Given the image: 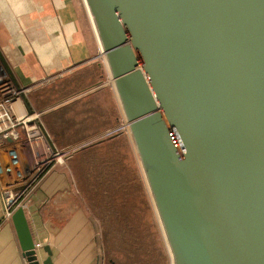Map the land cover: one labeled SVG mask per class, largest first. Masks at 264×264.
Masks as SVG:
<instances>
[{"label": "water", "instance_id": "obj_1", "mask_svg": "<svg viewBox=\"0 0 264 264\" xmlns=\"http://www.w3.org/2000/svg\"><path fill=\"white\" fill-rule=\"evenodd\" d=\"M85 1L173 264H264V0Z\"/></svg>", "mask_w": 264, "mask_h": 264}, {"label": "rangeland", "instance_id": "obj_2", "mask_svg": "<svg viewBox=\"0 0 264 264\" xmlns=\"http://www.w3.org/2000/svg\"><path fill=\"white\" fill-rule=\"evenodd\" d=\"M91 33L99 42L92 19L87 31L88 35ZM99 46L101 48L98 47L96 55L87 63L75 66L63 76L44 79L50 74H44L40 68L34 80L23 78L21 73L18 77L20 81L22 79L23 86L34 83L26 92V100H29L34 111L41 112L44 127L50 130L48 134L52 143L59 150L69 148H66L68 145L74 147L92 141L87 135L91 133L90 129L101 128L98 120L90 127L92 123L87 119L93 110L87 108L97 105V115L99 111L110 115L115 111V100L119 102L122 115L117 124L124 126L122 129L126 131L122 134L120 144L96 156H87L83 152L76 154L74 151L64 162L53 167H65L70 184L67 192L70 196L66 195L60 205L69 207L73 212L77 209L84 211L95 224V248L88 251L77 248L72 251L81 250L89 264H173V256L130 127L124 119L101 44ZM101 78H105L103 84L97 82ZM77 79H81L79 86L75 84ZM74 97L95 98L96 103L87 105L80 102L73 109L68 103L66 106L71 110L64 113L63 101ZM53 107L56 108L54 114ZM51 116L54 118L49 119ZM64 118L65 123L69 124L71 120H85V129H75L76 134L72 135L66 134L63 129L60 136L55 137L50 133L52 126L49 124L54 123L57 127L63 124ZM64 142L69 144L65 145ZM105 158L109 162L102 163Z\"/></svg>", "mask_w": 264, "mask_h": 264}, {"label": "crops", "instance_id": "obj_3", "mask_svg": "<svg viewBox=\"0 0 264 264\" xmlns=\"http://www.w3.org/2000/svg\"><path fill=\"white\" fill-rule=\"evenodd\" d=\"M90 16L85 0H0V56L21 85L19 73L24 75L23 78L34 80L40 68L44 74H50L44 79L63 76L80 62L87 63L100 47L95 36L87 34ZM102 81L104 83L105 78ZM95 101L91 97L68 98L62 103L63 111L69 112L80 102L92 105ZM68 103L71 108L66 106ZM92 106L87 108L93 110L88 116H97V105ZM114 109L110 115L99 111L100 129L111 127L113 117L118 121L121 110L117 99ZM55 110L53 107V114ZM106 115L109 117L105 119ZM65 121L64 118L63 124L57 127L54 123L49 124L52 126L50 133L57 137L63 129L70 135L76 134L75 129H85L83 119L71 120L70 124ZM94 122L89 121L90 127ZM99 130L90 129L88 137H101L103 133H96ZM64 168H52L41 178L26 207L27 219L35 242L51 246L56 264H89L81 250L95 248V224L84 211L73 212L60 205L66 195L70 196ZM3 212L0 192V264H27L13 220H3ZM77 248L82 249L72 251ZM42 249L40 255L46 257Z\"/></svg>", "mask_w": 264, "mask_h": 264}, {"label": "built area", "instance_id": "obj_4", "mask_svg": "<svg viewBox=\"0 0 264 264\" xmlns=\"http://www.w3.org/2000/svg\"><path fill=\"white\" fill-rule=\"evenodd\" d=\"M0 56V192L3 220H11L19 207H26L41 178L82 145L59 150L44 127L41 112L30 110L26 92ZM128 124V123H127ZM129 125V124H128ZM124 126L109 129L110 135ZM37 250L43 245L35 242Z\"/></svg>", "mask_w": 264, "mask_h": 264}, {"label": "trees", "instance_id": "obj_5", "mask_svg": "<svg viewBox=\"0 0 264 264\" xmlns=\"http://www.w3.org/2000/svg\"><path fill=\"white\" fill-rule=\"evenodd\" d=\"M102 66H103V64H102ZM60 78H62V77H60ZM80 80L81 79H77V81L75 82V84L77 86H79ZM72 82L73 81H71L70 83H72ZM97 82L103 83L102 78L99 79V81H97ZM26 101H27V104H28L29 109L32 111L33 109H32V107H31V105L29 103V100L27 99ZM97 116H91L87 120L88 121H92V120H98V121H100V119H99L100 117L99 116L97 117ZM119 116H120V114H119ZM108 117H109V115H106L105 116V119L108 118ZM113 121H114V118L110 122L111 124H113V125H111V127L109 126L107 128H102L99 131H97L96 133H98V132L104 133V132L108 131V129H110V128L112 129V128L118 126V124H117L118 121H114V122ZM125 132H126L125 130L121 129V130H119L117 132H114V133H112L110 135L101 136V137L98 136V137H96L94 139H93L92 136H89V137H91L92 141H90V142L86 143L85 145H82L81 147H79L77 150H75V153L78 154L80 152L81 153L83 152L84 155H87V156H90V155L91 156H96L99 153L102 155V152H107L108 150H110V148L114 147L117 144H120V142H121L120 139L122 137V134H124ZM91 139H88V141L91 140ZM66 147H70V146L68 145ZM99 158L101 159V157H99ZM95 159H98V158H95ZM105 162H109L108 158H105L102 161V163H105Z\"/></svg>", "mask_w": 264, "mask_h": 264}, {"label": "bare ground", "instance_id": "obj_6", "mask_svg": "<svg viewBox=\"0 0 264 264\" xmlns=\"http://www.w3.org/2000/svg\"><path fill=\"white\" fill-rule=\"evenodd\" d=\"M92 18V17H91ZM164 232V231H163Z\"/></svg>", "mask_w": 264, "mask_h": 264}]
</instances>
